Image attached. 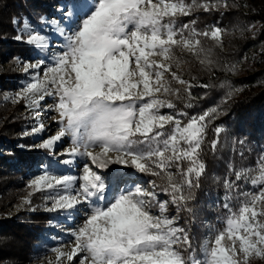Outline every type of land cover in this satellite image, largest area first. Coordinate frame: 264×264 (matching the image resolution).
<instances>
[{"label": "snow or ice", "instance_id": "6c2138e0", "mask_svg": "<svg viewBox=\"0 0 264 264\" xmlns=\"http://www.w3.org/2000/svg\"><path fill=\"white\" fill-rule=\"evenodd\" d=\"M83 4L86 10L77 13L79 24L65 37L66 50L55 58V66L48 69L44 80L28 83L17 94L20 99L30 100L46 90L49 82L56 85L57 109L61 122L66 123L56 136L39 147L52 148L66 132H71L77 146L72 147L70 153L90 158L98 168L128 164L141 173H165L167 183L162 191L170 194L172 203L183 207L191 199V177L200 176L204 170L198 153L203 122L209 113L192 117L183 126L174 117L160 115L161 107H172L170 102L155 95L161 90L171 91L162 81L161 71L170 65L157 64L151 58L159 54L166 60L171 59L174 46L196 50L199 40L194 41L191 35L185 37L182 31L178 33L173 27L174 18L187 15L191 5L185 4L184 0H83ZM27 28L26 25L25 31ZM211 35L218 37L219 29ZM28 42L43 45L44 38L29 34ZM133 57L135 68H130ZM136 76H139L138 80L133 79ZM172 76L184 83L175 73ZM139 85L143 86V91H139ZM144 97L149 98L147 102L137 106L136 102L143 101ZM166 124L175 127L162 138L165 134L161 129ZM216 131L219 133L221 129ZM81 144L83 152H80ZM182 144L186 146L182 147ZM93 145L99 146L101 151H88ZM109 152L119 155L113 160L108 158ZM185 160L189 162L187 169L180 165ZM173 165L179 169V181L168 172ZM258 168V174L251 179L252 184H264V160ZM235 175L240 179L247 173L236 172ZM81 179L83 183L76 195L67 192L53 198V209H72L81 204L80 197L85 201L95 197L91 204L105 203L90 207V214L85 215L83 225L75 233L76 243L67 254L68 260L81 252L88 254L81 264L85 261L88 264H189L190 261L191 264H240L237 249L226 250L222 246L225 234L229 239L235 236L239 241V252L245 262L253 253L264 254V220L258 219L264 217V209H256L258 202L264 203V188L259 195H252L243 203L238 212L232 213L225 231L202 245L204 259L195 261L182 251L191 249L188 233L175 227L174 220L164 215L167 202L156 201L155 192L136 185L119 190L118 195L108 199L104 180L87 164ZM75 180L76 177L56 178L45 173L34 179L30 187L41 190L63 186L68 190ZM185 186L189 189L188 194L184 192ZM232 186L226 183L229 189ZM153 202L159 206V216L151 214ZM235 242L233 240V244Z\"/></svg>", "mask_w": 264, "mask_h": 264}, {"label": "trees", "instance_id": "16d2710c", "mask_svg": "<svg viewBox=\"0 0 264 264\" xmlns=\"http://www.w3.org/2000/svg\"><path fill=\"white\" fill-rule=\"evenodd\" d=\"M80 1L0 0V89L10 87L22 76V72L14 68L16 57L35 55L37 45L21 36L23 21L27 19L33 24H41L43 17L52 15L64 5L76 8ZM227 4L224 10L198 8L174 18L194 19L201 29L217 20L225 27L222 40L207 32L204 35L201 30L197 52L174 46L183 63L182 73L190 82L187 86L173 83L174 109L182 116L183 122H187L191 114L209 113L203 122L199 149L204 170L192 181L191 199L183 207L172 203L170 194L162 191L167 183L165 174L139 172V177L152 181L155 190L169 199V209L176 213L177 224L188 233L191 242V249L182 251L186 257L193 255L195 261H202L201 245L206 224L220 228L228 221V208L221 196L225 178L238 187L241 183L236 172L229 169L228 161L254 162L253 152L239 154L231 149L232 137L243 134L247 140L257 141L264 134V63L255 68L251 62L253 66L249 71L237 65L249 46L264 47V26L255 30V36L249 28V24L260 16L264 1L259 4L258 0H228ZM23 104L24 100L17 103L0 100V147L3 146L0 150V208L4 199L13 197L11 190L21 184V177L37 167L39 160L49 167L57 165L51 149L21 147L16 143V133L26 121L19 111ZM221 125L226 127L218 133L216 130ZM25 142L30 144L29 140ZM108 158L114 160L116 156ZM93 166L112 182L124 175L129 176L133 168L128 164H109L106 168ZM122 166L124 169L120 170ZM184 192L188 194L187 186ZM153 205L151 210H156L158 204L153 202ZM57 221L56 210L46 211L38 207L29 211L21 209L13 216L0 218V264H19L33 259L52 238L51 230Z\"/></svg>", "mask_w": 264, "mask_h": 264}, {"label": "rangeland", "instance_id": "374dc122", "mask_svg": "<svg viewBox=\"0 0 264 264\" xmlns=\"http://www.w3.org/2000/svg\"><path fill=\"white\" fill-rule=\"evenodd\" d=\"M228 0H190L185 1V4L191 5L190 11L198 8L208 9L213 7L215 9H226L228 7ZM264 0H258L259 4H262ZM156 2V0H153ZM56 9L57 6L54 5ZM85 9L83 0L76 4V8L69 5H64L60 7L59 10L53 12L52 15L42 18L41 24H33L29 20L25 19L20 28L21 36L29 40V34L31 35H40L44 38L43 45L36 44L37 49L34 51L35 55L31 57H16L14 62V68L17 71L22 72V76L14 82L8 88L0 89V100H8L12 103H17L21 100H24V104L20 108V113L25 116L26 121L21 126L20 130L16 133L17 141L16 143L21 147H39L46 140L51 137L56 136L64 127V123L61 122L60 113L57 109L59 103V96L56 91V85L49 82L46 90L41 93L36 94L31 97L30 100L20 99L17 97V94L22 91V89L30 82H35L37 79L44 80L48 69L55 66V58L62 54L65 48V37L69 35L77 25L79 20H77V13L83 12ZM167 22V19L165 20ZM26 25L28 26L27 31H25ZM187 25V28L184 26ZM264 26V8L260 12V16L257 17L255 22L249 24V28L253 31L252 35L255 36L257 32L256 29L263 28ZM173 27L179 33L183 32L185 37L191 35L192 39L198 40V33L202 30L203 33L207 32L212 37V32L216 29H219V36L216 37L219 40L223 39L225 27L218 20L209 22L203 29L194 23V19L182 18L181 20L174 19ZM176 39H180V36L177 35ZM183 47V46H182ZM186 50L188 48L183 47ZM199 49L198 45L196 50L192 52H197ZM156 61L157 64L164 63L165 65H170L167 70L163 71L162 81L166 82L170 89L175 82L179 86H187L190 84L187 77L182 73L183 63L177 56L176 50L172 49L171 59H164L163 56L157 54L153 55L151 58ZM255 65V68H258L264 63V47L263 45H251L246 51L241 55L237 61V65L240 68H244L246 71L251 70L252 63ZM6 61L4 62V65ZM38 67H29L30 65H37ZM130 68H135L134 57L130 58ZM180 68V69H179ZM179 69V70H178ZM153 71V80H155V69ZM70 73V69H69ZM175 73L179 80L184 81L180 83L178 80L173 79L172 74ZM74 77V73H70ZM134 80H138L139 76L133 77ZM139 91H143V86H138ZM156 97L159 99L170 102L172 107L169 108L166 105L159 109V114L164 116L174 117L176 120L180 121L181 126L188 123L192 117H199L205 113L195 115L191 114L187 122L182 121V116L174 109L172 103V93L161 92L155 93ZM42 97V98H41ZM149 98L144 97L143 101H137V106L142 102H147ZM35 103H32V101ZM41 125L43 126L41 129ZM174 124H166L161 131L165 134H169L174 128ZM226 125H221L219 129H224ZM34 129H39L34 131ZM29 140L30 144H27L25 141ZM74 146L73 137L71 132H66L60 140L56 141L54 146L51 149L52 156L55 159L56 166L49 167L43 163L42 160L38 161L37 167H34L33 170L28 171L25 175L21 177V184L11 190L13 197L4 199V203L0 208V218H8L15 215L19 210L24 209L26 211L33 210L35 207H38L41 210H56L58 215V221L53 226L54 230H51L52 238L45 243L43 249L38 253L33 259L25 263L19 264H81V261L86 257L87 253L77 252L73 256L72 260L67 259V254L71 253L73 247L75 246V233L83 225L84 218L86 214H90V207L100 206L105 203V201H97L96 204H91V201L96 200L95 197L90 198V200L85 201L83 197H80L81 204L76 205L72 209H53V198L58 197V195L66 194L70 192L72 195H76V191L80 188L83 183L81 177L83 176L84 165L87 164L92 171L96 172L102 177L105 183V196L108 199H111L113 195H118L119 190H124L127 188H133L136 185H139L142 189H145L149 192L156 193V200L158 202H167V208L164 215L174 220V226L180 228L177 224L176 213L169 209V199L161 196L154 188L152 181H145L142 177H139V171L133 167L129 173V176H122L120 179L115 180V182L110 181L107 177L96 170L93 166L91 159L79 154L70 153V149ZM182 147L186 145L182 144ZM3 147V146H2ZM0 147V150H2ZM230 147L232 150H237L239 154L247 152H253L254 162L248 164H243L242 162L234 163L228 161V166L231 171L235 172H244L247 173L245 177L240 178V186H233L229 189L226 187V183H231L228 178H225V188L221 193L222 198L224 199L227 208H228V218L232 213L238 212L241 205L247 202L252 195H259L260 190L264 188V184H252L251 179L254 178L258 172L259 163L264 160V134H262L259 140H247L243 134L238 136H233L230 141ZM80 152L84 151L83 145H79ZM88 151L96 153L101 151V148L97 145L90 146ZM119 155L116 152H109L108 156L113 157ZM199 161H201L198 153ZM126 160H130L131 157H125ZM182 168L187 169L189 166L188 161L180 162ZM154 170L155 167L153 166ZM120 170L124 169V166L119 168ZM176 179L179 181L181 177L179 176V169L173 165L168 169ZM48 174L52 177H63L71 176L76 177L75 182L72 187L68 190H65L63 186H59L55 189H41L36 190L33 187H30L31 182L38 178L41 175ZM162 174H165L162 172ZM197 176L193 175L191 177L192 181L196 179ZM36 204L34 207L33 205ZM257 211L264 209V203L258 202L256 205ZM151 214L154 216H159L160 209L159 206L156 210H151ZM258 219L264 220V217H258ZM227 223L220 228H214L212 224L207 223L205 226V237L202 242V245L207 244L209 241L214 240L215 236L220 232L225 231ZM235 240V244H233ZM222 246L226 250L231 248L237 249V258L240 261V264H264V254L257 256L254 253L249 256L245 262L243 259V254L239 252V241L235 236L232 239L228 238V235L225 234L224 238L221 241ZM201 245V260L204 259L203 249ZM64 255H61V254ZM192 259L193 255L190 256ZM85 264H88V261H85Z\"/></svg>", "mask_w": 264, "mask_h": 264}]
</instances>
